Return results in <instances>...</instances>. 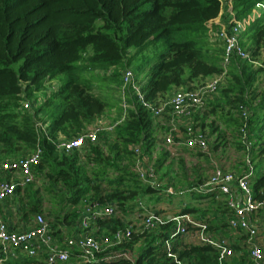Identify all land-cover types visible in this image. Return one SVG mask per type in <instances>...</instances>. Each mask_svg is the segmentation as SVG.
Returning a JSON list of instances; mask_svg holds the SVG:
<instances>
[{
    "label": "trees",
    "instance_id": "16d2710c",
    "mask_svg": "<svg viewBox=\"0 0 264 264\" xmlns=\"http://www.w3.org/2000/svg\"><path fill=\"white\" fill-rule=\"evenodd\" d=\"M263 1L0 0V161L30 157L39 141L43 156L36 181L46 184L49 197L58 201L48 210L55 216L50 225L57 242L62 243L78 229L84 210L78 211L81 204L84 208L112 205L125 211L133 209L141 188L144 193L159 191L141 184L117 164L122 153L133 155V149L141 146L149 154L156 143L157 118L136 98L135 104L130 102L134 108L113 132V147H123L114 155L102 151L101 143L108 140V133H101L98 143L81 152L59 153L54 147L53 141L60 137L74 139L86 132L110 108L106 100L92 93L85 71L102 72L105 80L122 83V71L133 65L137 74L145 75L141 83L145 100L158 106L173 93L195 89L199 81L221 75L224 49L213 41L218 20L227 19L230 13L236 20H246ZM241 40L251 60L257 62L264 54V15L247 27ZM150 50L152 57L146 55ZM263 71L254 68L251 61L235 58L228 72L229 87L220 91L230 109L240 111L244 105L250 110L248 142L243 143L241 134V142L238 140L245 152L246 168L237 175L247 172L248 159L253 165V195L259 201H264V89L259 91L257 82ZM52 81L60 82L58 90L33 112L24 110L22 102L38 101L37 93ZM38 120L48 124V137H38ZM109 168L119 173L112 181L118 189L104 192L101 175ZM33 187L34 183L24 188L26 191L20 187L16 191L22 196L20 211L25 220L44 215V200ZM176 192L174 196H181ZM195 195L200 200L210 198L206 193ZM212 201L216 213L224 216L219 223L203 218L208 217L207 211L198 208H186L175 215L201 212L197 220L207 223L213 233L218 227L228 231L230 211L224 202ZM130 226L114 216L99 219L94 235L108 236ZM175 231L169 220L154 231L134 229L130 240L112 251L130 254L133 262L121 257L108 261L106 254H101L96 264H219L216 249L186 241L187 236L172 237ZM228 232L232 240L239 238L230 243L235 254L226 264H254L247 236L241 231ZM167 241L176 260L168 256ZM73 255L79 257L75 250ZM36 260L26 257L22 264H41Z\"/></svg>",
    "mask_w": 264,
    "mask_h": 264
},
{
    "label": "built area",
    "instance_id": "2783aa9c",
    "mask_svg": "<svg viewBox=\"0 0 264 264\" xmlns=\"http://www.w3.org/2000/svg\"><path fill=\"white\" fill-rule=\"evenodd\" d=\"M227 1V0H226ZM255 18L252 14L246 20H236L233 13L230 18L218 25L213 35V41L222 45L224 53L222 56V66L224 72L216 77L211 78L203 85L192 90H184L176 92L170 101H166L155 106L145 100L141 85L136 80V74L133 69L125 68L121 73V98L122 108L124 110L123 118L115 125L106 127L102 123L95 125L77 138L66 139L64 137L53 141V145L59 153L73 154L81 152L85 148L95 145L99 141L101 133L112 132L119 124H121L130 108L134 105L127 101V94L133 93V97L137 99L142 106L150 110L155 118H161L167 110L170 109L171 116L174 118L191 119L195 113L205 108L208 100L218 93L221 89L228 68L232 61L236 59L248 60L253 64H258L251 60L250 53L242 44V34L247 27L253 23ZM38 106V101H23L24 110L33 112ZM242 125L240 128L241 138L244 144L248 142L247 130L248 120L251 115L250 110L244 106H240ZM186 139L183 142L187 148L198 149L205 152L208 149V139L205 135L197 134L192 125L186 127ZM38 137L42 135L48 137V124L41 120L36 123ZM166 145L174 147L180 145L174 139V135L170 134L166 137ZM135 155V172L140 181L152 188L159 189L161 184L158 181L157 170L153 163L148 159V154L137 146L133 149ZM43 156V149L38 141L37 147L33 154L21 161H7L1 164V171L8 174L9 178L0 180V204L11 199L17 189L26 188L28 185L36 181V169L40 165ZM248 170L242 175L234 174L224 167L216 166L209 180L200 185L198 192L217 195L219 199L222 197L225 205L230 211L232 217L229 220V230L233 232L241 231L247 236L250 245L249 256L254 264L264 263V201L254 198L251 178L253 176V165L247 159ZM167 195L174 196L177 194L172 187L165 188ZM184 192H178L183 195ZM114 206L100 207L85 206L83 210V218L77 230L68 237L66 236L62 243L57 242L51 235V225L43 215H37L31 228L26 231H11L4 222L0 213V264H8L10 255L14 250H20L29 258H37L41 251L46 252V264H68L72 259L73 250L79 253L80 260L83 264H96L99 260L98 256L106 254L107 260L113 258H124L133 262V257L120 251L112 253L113 249L130 240L134 228L133 225L118 230L112 235L96 237L93 233L92 226L97 225L99 219L110 218L115 214ZM145 210L141 213L143 219V230L154 231L167 223V220L175 224L176 231L172 237L187 236L194 233L198 243L201 245L211 246L216 249L219 254V264H226L234 256V250L230 246L227 237L216 236L204 221L195 220L191 214H179L169 218L162 214H158ZM95 225V226H96ZM168 256L176 260V256L171 252L172 244L167 241ZM115 255V256H112ZM181 264V263H179Z\"/></svg>",
    "mask_w": 264,
    "mask_h": 264
},
{
    "label": "crops",
    "instance_id": "0c3cea01",
    "mask_svg": "<svg viewBox=\"0 0 264 264\" xmlns=\"http://www.w3.org/2000/svg\"><path fill=\"white\" fill-rule=\"evenodd\" d=\"M263 15H264V1L255 7V9L252 13V17L255 18L254 20H258ZM228 18H230V17H228ZM228 18L227 19L222 18V19L218 20V24L225 22L226 20H228ZM229 79H230V77H229V75H227L225 78L226 83L224 80V83L221 87L222 89L229 87V84H228ZM208 80H210V79H207L206 82ZM59 87H60V82H58V81H52L51 83H48L45 86L44 90L37 93L38 105L42 101H44L46 98H48L51 94H53L55 91H57ZM257 87L259 88V91L264 89V73L260 74L258 82H257ZM38 94H40V96H38ZM173 94L170 95V97L167 101L171 100ZM216 94L213 95L208 100L205 108L202 109L200 112L195 113L194 116L190 120L172 117L170 115L171 114L170 109L167 110L166 113L161 118H157L155 120V126L157 125V132H156V137H155L156 138L155 146H156V149L158 150V154H159L158 160H156L158 166H157V168L155 167L157 170V175L159 173L158 177H161L160 174H162V176H163L162 179L163 178L169 179L170 177L171 178L174 177L176 180V184H177L176 188L179 191L182 190L184 192V194L181 196H184L186 194H187V196L190 195L192 200L196 197L195 192L198 193V187L200 186V184H203L204 181L205 182L208 181L212 171H214V170L211 171V168H212L211 165L214 164V169L217 165H219V164H216V157H215L216 153H212V152H216V150H213V149L215 148L216 145L219 144V142L216 144H215V142L211 143L210 139H209V144H210V146L208 147L209 148V154H207L208 152L203 153L198 149L187 148L183 143L186 139L185 127L187 125H192L193 127H196L195 125L197 123H203L204 121L209 123L211 119L215 120L217 118V116L220 117L222 114L224 115V111L227 112L230 109V105L227 103L228 99L225 96L220 95L219 93L217 95ZM132 105H134V104H132ZM130 110H132V107L130 108ZM130 110H128V113ZM206 110L208 111V114L210 115L208 118H207V116L205 117V115L204 116L202 115ZM222 111H223V113H222ZM232 112L233 111H231L229 116L223 117V115H222L224 130L226 132H230L234 129L233 124H235V117L239 118L238 114H232ZM123 116H124V110L122 112V118H123ZM103 117L96 120L94 122V124L92 126H90L89 128L91 129L95 125H98L100 123L103 124L104 123ZM197 132H200V131L197 130ZM170 134L174 135L175 141L177 143H180V145H176L174 147H169L168 145H166V137L169 136ZM85 149H87V148H85ZM220 152H222V148L220 149ZM203 154H206L207 156L204 157ZM171 157L173 160H170ZM153 160H155V159H153ZM209 161H211V164H209ZM154 162L155 161H151V163H153V164H154ZM179 164H182V166H180ZM237 164H240V162H237L235 164L236 167L233 169V172H235V173L244 172V170H245L244 166L242 167V166L237 165ZM209 165H210V168L208 169V171H206L205 168H208ZM221 167H223V166H221ZM224 168L226 170H228L226 167H224ZM242 168L244 170H242ZM7 177L9 178V175L2 173V171L0 170V178L2 179V178H7ZM170 184H173V183H170ZM187 187H189V188H187ZM155 193H156L155 190H153L152 192H148V193H144V189H143V191H140L138 193L137 203H135V205L133 207V209H134L133 212L135 213L139 210H142L143 207L145 209L147 207L153 211H156L149 206L147 201L144 202L142 199V196L150 198ZM209 195H210L209 199H204V200L198 199V201L196 202V205H194L193 207L200 209V207L203 205V203L209 201L210 199L218 201V202H220V201L224 202L222 197L219 198V199H221V200H219L216 196L212 195V193ZM20 198H22V196L19 195V192H18V193H15V195L11 199H8L7 201L2 202L0 204V213H1V216L4 220V222L8 225L9 230L16 231V232L26 231L29 228H31L33 223H34V217H33V219L30 218L29 221L25 220L23 213L20 211V202H19ZM82 209H84V207L81 204L78 207V211L80 212ZM213 209L212 210L215 211L213 214L209 215V212H206L208 214V217H203V218H209L210 220H212V221L214 220V221L219 223V221L221 219H223L224 216L221 215L219 212L216 213V211H217L216 207H213ZM177 213L178 212L173 213L174 215L173 214H165V215L175 216V214H177ZM200 213L199 214H195V213L193 214L192 213L191 216L195 220H197V219H200V217H201ZM131 214H132V212H131ZM116 218L120 219L123 223H126V224H129L130 221H132V223H135L134 224L135 226L138 225V221L136 220V218H133L131 215L127 216V215L122 214L121 216H116ZM95 225L96 224H94L92 226L93 233L97 232L99 230V227H97V225L96 226ZM213 231L216 234V236H219V237L229 238V236L231 235V233L228 232L230 230L227 231L226 229H223V228L220 229L219 227L217 230H213ZM234 238L235 239H233V240L231 238H229V242L230 243H232L233 241L235 242L239 237L235 236ZM187 239L188 240H186V241H189L191 243H194V244L198 243V240H197L194 233H189V235H187ZM26 257H27L26 254L23 253L22 251L14 250L13 255L11 254L9 257L10 259L8 260V262L22 264L23 260ZM36 261H37V263L44 264L46 261V252L41 251L39 256L37 257ZM68 264H83V263L77 255H73L70 263H68Z\"/></svg>",
    "mask_w": 264,
    "mask_h": 264
},
{
    "label": "rangeland",
    "instance_id": "374dc122",
    "mask_svg": "<svg viewBox=\"0 0 264 264\" xmlns=\"http://www.w3.org/2000/svg\"><path fill=\"white\" fill-rule=\"evenodd\" d=\"M255 21H257V20H255ZM146 55L148 57H152V50L148 51L146 53ZM257 63H258L257 65L252 63L254 68H264V54L262 55V57L259 60H257ZM230 67L228 68V72H229ZM130 68L134 70V72L136 74V80L141 85V83L145 80V75L144 74H140V75L137 74L136 67L133 65L130 66ZM262 73H264V71ZM84 76L86 78H88V80L92 83V86H93L92 93L98 97L103 98L104 100H106L109 103L108 105H110V108L107 109V111L105 112L104 117H103L104 126L110 127V126L117 124L122 119V112H123L122 98H121L122 83H118V82L112 83L109 80H105L104 79L105 75L102 72H96L95 73L93 71L87 70V71H85ZM205 82L206 81H199L196 85L200 86V85H203ZM225 83H226V80H225ZM221 90H222V88L218 92L220 95L222 93V92H220ZM38 96H40V94H38ZM133 98H134L133 93H130L129 95L127 94V101L128 102L132 101L134 103L135 101L133 100ZM168 99H166L164 101L166 102ZM231 110H233V109H229L227 112L223 110L224 111V115L222 114L223 117L229 116V114L231 113ZM223 111H222V113H223ZM232 114H238V116H239L241 113L239 110L236 111L234 109ZM202 115L203 116L205 115V117L207 116V118L210 116L208 114L207 110ZM222 115L220 117L217 116V118L215 120L211 119L209 123H207L206 121H204L203 123H197L195 125L196 127H194V129L201 131L204 135L206 134L205 136L207 137L208 141L210 139L211 143L215 142V144H216L219 142V144L216 145L215 148L213 149V150H216V152L211 151L212 153H216V155H215L216 164H219L217 166L226 167L230 172H233V169L236 167L235 164L237 162H240V164H237V165H240L242 167L244 166V169H245L246 168V164L244 161V159L246 157L245 152H244V150L239 148L240 142H241V140H240V134H241L240 124H242L241 116L239 119H238V117L237 118L235 117L236 123L233 124L234 129L230 132H226L224 130ZM156 128H157V125H156ZM114 130L112 132H105V133H108L107 135H109V138L105 142L101 143L103 145L102 151H104L106 154H110V155H114V153L117 151L118 148L120 150L123 148L122 145H116V147H113L115 145V144H112L113 143L112 138H113ZM221 148H222V152H220ZM203 153L209 154V148ZM158 155L159 154H158V150L156 149V146H154L148 154V159L151 161H155L154 162L155 167L158 166L157 162H156V160H158ZM203 155H204V157L207 156L206 154H203ZM153 159H155V160H153ZM2 160H5V159H2ZM2 160L0 161V165L3 163ZM13 160H15V159H13ZM170 160H173L172 157L170 158ZM117 164L122 169L126 170V172L128 174H131L132 176H134L137 179V181H139L138 180L139 178L135 172V155H134V153H133V155L132 154L128 155V154L122 153L121 157L117 160ZM209 164H211V161H209ZM179 165L182 166V164H179ZM211 167H212L211 171L214 170V164L211 165ZM209 168H210V165L208 166V168H205L206 171H208ZM0 169H1V166H0ZM244 169L242 168V170H244ZM123 173L124 172H120V174H123ZM212 173H213V171H212ZM233 173H235V172H233ZM118 174L119 173L114 168H109V169H107L106 174L101 175V176H103V179L100 181V185L102 186V189L104 192H111L112 190H114V188L118 189V185L116 183L112 182L118 178ZM235 174H239V173H235ZM90 176L93 177L92 172L90 173ZM158 176H159V173H158ZM160 176L161 177H157L159 183L161 184L159 191H156V193L150 198L142 196L143 201L144 202L147 201L149 206L152 209L156 210V211H153V210L146 207V211L159 212L160 214L165 216V214H173L175 212L182 213L186 208H196V207H193L194 205H196V202L198 201V199L196 197L192 200L191 196L190 195L187 196V194L184 196H173V197L167 195L164 192L165 188H167V187H172L176 191L179 192V190L176 188V185H177L176 180L174 177H172V178L170 177L169 179H167V178L162 179V177H163L162 174H160ZM0 180H1V178H0ZM169 182L173 183V184H170ZM206 182L204 181V183H206ZM140 183L143 185H146L142 181ZM200 185H202V184H200ZM47 188L48 187H46V184H44L41 180L34 182L33 190H35V191L38 190L40 192V194H38V195L41 198H43V200H44V204L41 206L43 213H44L43 216L45 217L46 220H48V222H53L55 216L52 215L51 212L49 213L48 210L51 208V205L55 208L58 201L49 197V192L47 191ZM120 188H122V187H120ZM187 188H189V187H187ZM143 189L144 188H141L139 191H143ZM160 190H163V191H160ZM180 191H182V190H180ZM214 196H217V195H214ZM29 200H33V199L29 198ZM219 200H221V199H219ZM23 201L24 202L28 201V198L26 199L25 192H24ZM129 205H132V202H129ZM213 207H216V203H214L210 199L209 201L203 203V205L200 207V209L209 212V215H211L215 212V211H213L214 209L212 210ZM115 209L116 210H115L114 217L121 216L122 214L127 215V216L131 215L133 218H136V220L138 221V225L135 226L134 225L135 223H132V221H130V223L128 225H133V228L136 230L143 228V224H142L143 219H142L141 213H143L145 210H139V211L134 213L133 212L134 209H131V208L128 210H125V211H123L117 207ZM131 212H132V214H131ZM29 219H30V217L28 218V221H29ZM32 219H33V217H32Z\"/></svg>",
    "mask_w": 264,
    "mask_h": 264
}]
</instances>
